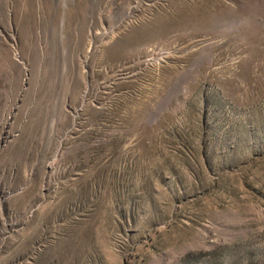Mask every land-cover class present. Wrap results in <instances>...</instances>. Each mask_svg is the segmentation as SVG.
I'll list each match as a JSON object with an SVG mask.
<instances>
[{
    "label": "rangeland",
    "instance_id": "obj_1",
    "mask_svg": "<svg viewBox=\"0 0 264 264\" xmlns=\"http://www.w3.org/2000/svg\"><path fill=\"white\" fill-rule=\"evenodd\" d=\"M0 264H264V0H0Z\"/></svg>",
    "mask_w": 264,
    "mask_h": 264
}]
</instances>
